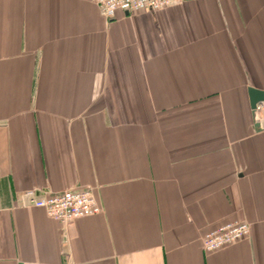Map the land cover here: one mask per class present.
I'll return each instance as SVG.
<instances>
[{"label":"crops","instance_id":"1","mask_svg":"<svg viewBox=\"0 0 264 264\" xmlns=\"http://www.w3.org/2000/svg\"><path fill=\"white\" fill-rule=\"evenodd\" d=\"M249 86L264 90V0L113 18L92 0H0V264H264ZM85 188L101 212L67 225L27 205ZM241 220L247 237L203 251Z\"/></svg>","mask_w":264,"mask_h":264},{"label":"built area","instance_id":"2","mask_svg":"<svg viewBox=\"0 0 264 264\" xmlns=\"http://www.w3.org/2000/svg\"><path fill=\"white\" fill-rule=\"evenodd\" d=\"M183 0H92L99 11L106 18H113L119 10L132 12L146 8L160 10L170 4ZM258 110H264L263 106L257 105ZM27 205L43 209L46 215L61 224H66L77 218H83L99 214L101 207L94 198L89 188L81 190H66L56 194L37 196L33 190H27ZM250 227L245 221H233L225 223L215 230H211L202 238L204 252H213L229 246L233 242L249 235Z\"/></svg>","mask_w":264,"mask_h":264},{"label":"water","instance_id":"3","mask_svg":"<svg viewBox=\"0 0 264 264\" xmlns=\"http://www.w3.org/2000/svg\"><path fill=\"white\" fill-rule=\"evenodd\" d=\"M249 105L252 113L253 124L256 129H261L260 122L257 116V105H263L264 107V90H260L254 87H248Z\"/></svg>","mask_w":264,"mask_h":264}]
</instances>
